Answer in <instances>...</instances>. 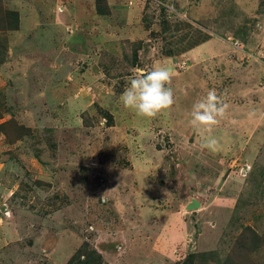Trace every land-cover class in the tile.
Instances as JSON below:
<instances>
[{
	"label": "rangeland",
	"instance_id": "1",
	"mask_svg": "<svg viewBox=\"0 0 264 264\" xmlns=\"http://www.w3.org/2000/svg\"><path fill=\"white\" fill-rule=\"evenodd\" d=\"M157 65L175 102L138 117L119 96ZM209 90L224 116L194 128ZM84 245L264 264V0H0V264Z\"/></svg>",
	"mask_w": 264,
	"mask_h": 264
},
{
	"label": "clouds",
	"instance_id": "2",
	"mask_svg": "<svg viewBox=\"0 0 264 264\" xmlns=\"http://www.w3.org/2000/svg\"><path fill=\"white\" fill-rule=\"evenodd\" d=\"M172 79L171 70L163 65L153 66L149 71L139 69L131 75L119 96L125 109L131 110L142 118H155L162 111L169 109L175 102L169 85ZM225 113V105L220 101L215 90H209L205 97L192 105L190 123L194 128H210L217 124L218 117ZM215 139H208L202 147L214 150Z\"/></svg>",
	"mask_w": 264,
	"mask_h": 264
},
{
	"label": "trees",
	"instance_id": "3",
	"mask_svg": "<svg viewBox=\"0 0 264 264\" xmlns=\"http://www.w3.org/2000/svg\"><path fill=\"white\" fill-rule=\"evenodd\" d=\"M67 264H106V262L100 252L89 245H84L83 249H78L72 255Z\"/></svg>",
	"mask_w": 264,
	"mask_h": 264
}]
</instances>
